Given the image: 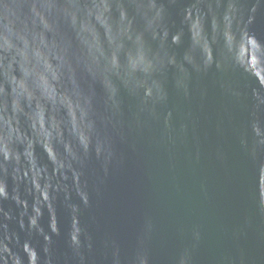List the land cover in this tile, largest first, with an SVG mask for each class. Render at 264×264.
Masks as SVG:
<instances>
[{"label":"water","instance_id":"1","mask_svg":"<svg viewBox=\"0 0 264 264\" xmlns=\"http://www.w3.org/2000/svg\"><path fill=\"white\" fill-rule=\"evenodd\" d=\"M0 264H264V0H0Z\"/></svg>","mask_w":264,"mask_h":264}]
</instances>
